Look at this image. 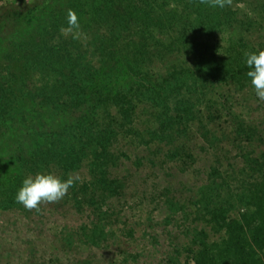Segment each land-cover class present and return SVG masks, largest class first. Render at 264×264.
<instances>
[{
    "label": "rangeland",
    "instance_id": "374dc122",
    "mask_svg": "<svg viewBox=\"0 0 264 264\" xmlns=\"http://www.w3.org/2000/svg\"><path fill=\"white\" fill-rule=\"evenodd\" d=\"M242 1L246 15L260 13L259 52L264 0ZM28 4L38 8L11 17L10 6ZM197 5L170 14L150 0H0V264H264V101L247 76L238 78L243 87L213 85L193 69L189 101L170 90L157 107L140 103L136 132L116 145L122 161L107 165L92 147L70 152L77 142L69 140L93 131L76 125L85 112H64L36 89L51 58L34 37L43 43L59 32L97 46L105 40L82 37L152 29L154 14L176 30L187 26L183 16L215 20L210 0ZM226 41L212 39L211 53H223ZM190 100L199 101L195 115ZM37 172L80 179L62 200L23 212L16 192Z\"/></svg>",
    "mask_w": 264,
    "mask_h": 264
},
{
    "label": "trees",
    "instance_id": "16d2710c",
    "mask_svg": "<svg viewBox=\"0 0 264 264\" xmlns=\"http://www.w3.org/2000/svg\"><path fill=\"white\" fill-rule=\"evenodd\" d=\"M201 1L150 0L153 5L167 8L170 14H175L180 7L196 8ZM257 1L262 3V0ZM226 4L228 7L215 6L216 22L199 14L183 16L181 19H187V26L176 30L169 17L154 14L150 18L152 29H128L118 33L110 30L81 36L87 42L95 41L96 44L105 40L104 44L97 46L91 43L74 44L79 37L69 38L59 32L54 38H48L47 34L43 43L34 37V44L41 47L40 51H47L51 58L47 63L51 72L45 73L38 81L37 92H44L47 100L54 106L57 102L64 112H85L76 125L93 130H81L77 137L69 140L77 142L70 152L78 156L92 147L95 150L91 151V155L95 156V161L103 158L106 165L107 162H121L123 154L118 153L116 145L125 142L128 133L136 132L139 104L147 102L157 107L162 96L170 90H177L178 94H183L184 100L189 101V88L184 81L189 77L193 79L195 70L213 85H247L248 82L238 78L247 76L245 54L258 52L257 49L262 46L261 39L255 36L262 25L260 13L246 15L250 8L242 0H229ZM10 7L16 12L11 16L14 19L24 18L23 10L27 8H35L34 11L38 8L35 4ZM242 15L248 18H242ZM204 23H213L212 30H195V24ZM252 27L254 30H251ZM212 39L216 43L227 40L230 47L214 55L210 51L215 48ZM174 48L179 56L176 55L178 60L173 62L170 56L173 57ZM198 50L201 54H196ZM190 59L191 66L188 64ZM190 101L192 114L198 113L201 109L199 101ZM28 151L31 150L28 148ZM112 183H115L114 180ZM18 209L29 213L23 206Z\"/></svg>",
    "mask_w": 264,
    "mask_h": 264
},
{
    "label": "clouds",
    "instance_id": "9594fccd",
    "mask_svg": "<svg viewBox=\"0 0 264 264\" xmlns=\"http://www.w3.org/2000/svg\"><path fill=\"white\" fill-rule=\"evenodd\" d=\"M210 2L212 6L223 8L229 0H210ZM69 23L72 27H78L75 14L70 13ZM245 56V64L248 68L246 75L251 87L256 98L264 101V50L258 53H246ZM79 179L78 175L64 179L52 172H37L34 175H28L22 180L16 192L15 201L28 210L38 211L42 203H55L62 200Z\"/></svg>",
    "mask_w": 264,
    "mask_h": 264
}]
</instances>
